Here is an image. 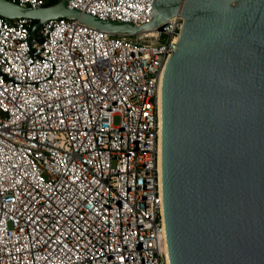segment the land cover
<instances>
[{"label":"built area","instance_id":"1","mask_svg":"<svg viewBox=\"0 0 264 264\" xmlns=\"http://www.w3.org/2000/svg\"><path fill=\"white\" fill-rule=\"evenodd\" d=\"M152 3L66 7L138 28ZM177 16L127 34L0 16V264H165L158 93Z\"/></svg>","mask_w":264,"mask_h":264},{"label":"water","instance_id":"2","mask_svg":"<svg viewBox=\"0 0 264 264\" xmlns=\"http://www.w3.org/2000/svg\"><path fill=\"white\" fill-rule=\"evenodd\" d=\"M45 4L49 0H44ZM0 0V16L65 18L112 34L181 27L160 82L162 219L168 264H264V0H153L149 23Z\"/></svg>","mask_w":264,"mask_h":264},{"label":"bare ground","instance_id":"3","mask_svg":"<svg viewBox=\"0 0 264 264\" xmlns=\"http://www.w3.org/2000/svg\"><path fill=\"white\" fill-rule=\"evenodd\" d=\"M159 114H160V89H159V93H158V118H159ZM159 156H160V147H159V143H158V172L160 173ZM159 179H160V175H159ZM163 244H164L163 246H164V257H165L164 259H165V264H168V262H167V253H166V245H165L164 233H163Z\"/></svg>","mask_w":264,"mask_h":264}]
</instances>
